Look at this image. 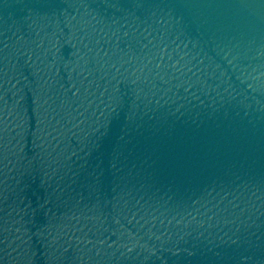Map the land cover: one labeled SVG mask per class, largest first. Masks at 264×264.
<instances>
[{
    "label": "water",
    "instance_id": "95a60500",
    "mask_svg": "<svg viewBox=\"0 0 264 264\" xmlns=\"http://www.w3.org/2000/svg\"><path fill=\"white\" fill-rule=\"evenodd\" d=\"M0 264H264V0H0Z\"/></svg>",
    "mask_w": 264,
    "mask_h": 264
}]
</instances>
